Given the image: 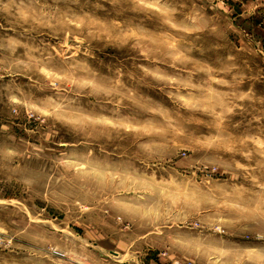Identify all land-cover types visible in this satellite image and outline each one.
Returning a JSON list of instances; mask_svg holds the SVG:
<instances>
[{
  "label": "rangeland",
  "instance_id": "1",
  "mask_svg": "<svg viewBox=\"0 0 264 264\" xmlns=\"http://www.w3.org/2000/svg\"><path fill=\"white\" fill-rule=\"evenodd\" d=\"M0 264H264V0H0Z\"/></svg>",
  "mask_w": 264,
  "mask_h": 264
}]
</instances>
